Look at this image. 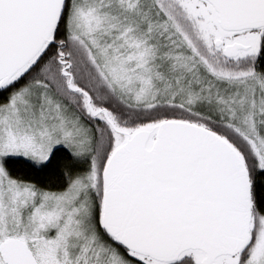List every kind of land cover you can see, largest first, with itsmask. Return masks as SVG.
Segmentation results:
<instances>
[{"label": "snow or ice", "instance_id": "6c2138e0", "mask_svg": "<svg viewBox=\"0 0 264 264\" xmlns=\"http://www.w3.org/2000/svg\"><path fill=\"white\" fill-rule=\"evenodd\" d=\"M0 264H264V0H0Z\"/></svg>", "mask_w": 264, "mask_h": 264}]
</instances>
